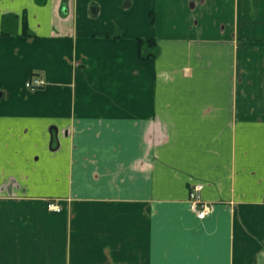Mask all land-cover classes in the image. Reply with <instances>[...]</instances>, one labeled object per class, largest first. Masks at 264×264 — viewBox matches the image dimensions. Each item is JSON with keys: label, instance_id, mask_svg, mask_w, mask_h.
Wrapping results in <instances>:
<instances>
[{"label": "crops", "instance_id": "1", "mask_svg": "<svg viewBox=\"0 0 264 264\" xmlns=\"http://www.w3.org/2000/svg\"><path fill=\"white\" fill-rule=\"evenodd\" d=\"M62 2L0 0V264H264V0Z\"/></svg>", "mask_w": 264, "mask_h": 264}, {"label": "built area", "instance_id": "2", "mask_svg": "<svg viewBox=\"0 0 264 264\" xmlns=\"http://www.w3.org/2000/svg\"><path fill=\"white\" fill-rule=\"evenodd\" d=\"M45 84V80L41 76H33L26 81L25 86L29 89H35ZM202 189L201 183H194L190 186L189 190V206L195 213L198 219H203L212 209V204L203 201L200 197V191ZM47 207L50 210L59 212L61 206L56 201H49Z\"/></svg>", "mask_w": 264, "mask_h": 264}, {"label": "trees", "instance_id": "3", "mask_svg": "<svg viewBox=\"0 0 264 264\" xmlns=\"http://www.w3.org/2000/svg\"><path fill=\"white\" fill-rule=\"evenodd\" d=\"M65 0L62 4L64 5ZM10 16H5L4 24L8 22ZM151 22H153V17H151ZM7 31H3V34H7ZM157 42L154 38H138L137 39V55L140 60H147L156 55L157 52Z\"/></svg>", "mask_w": 264, "mask_h": 264}, {"label": "rangeland", "instance_id": "4", "mask_svg": "<svg viewBox=\"0 0 264 264\" xmlns=\"http://www.w3.org/2000/svg\"><path fill=\"white\" fill-rule=\"evenodd\" d=\"M10 27V26H9Z\"/></svg>", "mask_w": 264, "mask_h": 264}]
</instances>
